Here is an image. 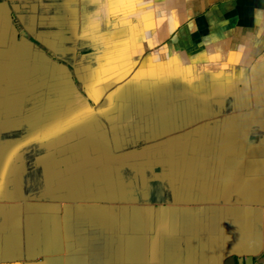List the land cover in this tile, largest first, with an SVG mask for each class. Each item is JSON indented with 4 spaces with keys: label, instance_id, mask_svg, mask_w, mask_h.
Segmentation results:
<instances>
[{
    "label": "crops",
    "instance_id": "1",
    "mask_svg": "<svg viewBox=\"0 0 264 264\" xmlns=\"http://www.w3.org/2000/svg\"><path fill=\"white\" fill-rule=\"evenodd\" d=\"M0 264H264V0H0Z\"/></svg>",
    "mask_w": 264,
    "mask_h": 264
},
{
    "label": "snow or ice",
    "instance_id": "2",
    "mask_svg": "<svg viewBox=\"0 0 264 264\" xmlns=\"http://www.w3.org/2000/svg\"><path fill=\"white\" fill-rule=\"evenodd\" d=\"M117 3H123V0H116Z\"/></svg>",
    "mask_w": 264,
    "mask_h": 264
}]
</instances>
